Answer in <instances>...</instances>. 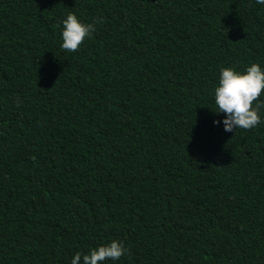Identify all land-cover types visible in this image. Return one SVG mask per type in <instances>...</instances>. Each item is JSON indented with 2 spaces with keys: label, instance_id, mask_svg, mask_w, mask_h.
<instances>
[{
  "label": "trees",
  "instance_id": "trees-1",
  "mask_svg": "<svg viewBox=\"0 0 264 264\" xmlns=\"http://www.w3.org/2000/svg\"><path fill=\"white\" fill-rule=\"evenodd\" d=\"M253 63L255 0H0V264H264V90L255 128L213 123Z\"/></svg>",
  "mask_w": 264,
  "mask_h": 264
},
{
  "label": "clouds",
  "instance_id": "clouds-1",
  "mask_svg": "<svg viewBox=\"0 0 264 264\" xmlns=\"http://www.w3.org/2000/svg\"><path fill=\"white\" fill-rule=\"evenodd\" d=\"M255 4L264 6V0H255ZM61 48L75 52L85 38H91L96 31L94 23H86L74 13H68L62 21ZM264 90V67L253 63L243 71L232 66L222 67L218 85L214 89L216 113H223L222 120L213 121L222 124L225 132L235 129L249 130L261 123L259 97ZM253 101L256 105L253 106ZM127 253L123 243L113 240L108 244L98 246L88 254L77 252L71 258V264H103L106 260L117 261Z\"/></svg>",
  "mask_w": 264,
  "mask_h": 264
}]
</instances>
